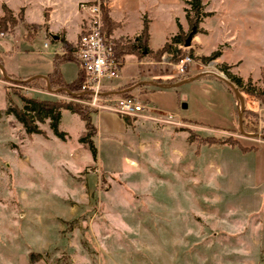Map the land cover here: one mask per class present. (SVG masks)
<instances>
[{
    "label": "rangeland",
    "instance_id": "obj_1",
    "mask_svg": "<svg viewBox=\"0 0 264 264\" xmlns=\"http://www.w3.org/2000/svg\"><path fill=\"white\" fill-rule=\"evenodd\" d=\"M41 1L0 0V16L5 6L17 20L0 33V264H29L30 253L41 258L34 264H264V0H202L213 16L178 48L191 52L183 76L227 81L225 66L262 93L259 101L237 94L236 132L178 126L151 113L128 117L125 127L117 114L93 109L95 159L78 142L83 125L75 115L61 111L59 139L47 121L37 124L43 136H28L7 112L8 99L22 108L20 93L76 101L38 79L22 86L51 70L50 42L44 49L43 31L28 27L38 26ZM173 28L160 24L156 34ZM168 59L157 62L175 78ZM59 68L67 82L75 78L74 63ZM132 68L125 62L123 72ZM245 110L256 111L245 116L248 129ZM228 135L253 149L205 144Z\"/></svg>",
    "mask_w": 264,
    "mask_h": 264
},
{
    "label": "crops",
    "instance_id": "obj_2",
    "mask_svg": "<svg viewBox=\"0 0 264 264\" xmlns=\"http://www.w3.org/2000/svg\"><path fill=\"white\" fill-rule=\"evenodd\" d=\"M90 1L92 0L41 1L43 5L38 7L40 11L38 25L43 24L44 13H46L47 30H42L43 32L38 34V37L45 40L46 43H43L44 49H48L47 43L50 42L49 44L53 50L51 52L52 56H50L51 70L52 57L63 51L62 42L74 46L80 35L83 34L85 20L84 16L78 12L77 6L81 2ZM202 5L203 12L207 14L206 17L213 16L212 10L207 11L205 4L202 3ZM103 8L106 10L107 18L114 25L108 39L117 48L114 53L118 61L117 78L104 79L100 82L105 96L119 97L122 94H128L131 99L135 98V100L141 101L151 110V114L174 119L178 126H194L209 131H230L234 129V102L240 97L236 96L233 91L229 93L226 90L228 85L222 79L202 74L193 77L184 76L182 80L168 84L166 81L172 78L171 70L167 67L168 63L146 59L145 52H154L160 49L165 43L169 42L170 38L176 35L178 29L184 34L181 29V17L176 13H181L183 24L186 26L184 10L187 7L185 0H104ZM143 23L147 26L146 49L136 48L140 57L137 54L123 53L124 46L135 42V39L140 36ZM160 24H174V28L160 36L158 34L161 31L156 29ZM155 38L157 39L156 42H154ZM128 61L134 62V68L126 73L123 72V69L125 62ZM229 67V65L226 66V68ZM51 70L38 73L37 76H28V78L23 79V83L38 79V84L42 83L41 85L48 90L47 76L51 73ZM225 70L228 75L243 81L240 72L235 73L230 69ZM5 72L6 74L9 73ZM59 73L62 80L69 83L61 74L60 68ZM9 76H13V74L10 73ZM60 90L65 91L64 89ZM56 92H58V89ZM261 110L259 109V112ZM231 126L232 128L229 129Z\"/></svg>",
    "mask_w": 264,
    "mask_h": 264
},
{
    "label": "trees",
    "instance_id": "obj_3",
    "mask_svg": "<svg viewBox=\"0 0 264 264\" xmlns=\"http://www.w3.org/2000/svg\"><path fill=\"white\" fill-rule=\"evenodd\" d=\"M185 5L187 8L184 10L185 12V19L187 22V25L189 27V34L193 37L197 32V26L201 23L203 18L207 16L203 12V5L201 0H185ZM102 34L104 37L108 38L110 32L114 28V25L111 23V21L107 18L106 10L102 7ZM21 21H22V15H21ZM44 21H47V15L44 14ZM17 20L13 16V12L8 9L7 7L3 6L2 8V15L0 16V33H5L8 30V27L12 28L16 25ZM29 28L32 27L34 30H43L46 31V26H37L32 25L28 26ZM36 34V33H35ZM34 32L32 38L34 37ZM29 36V35H28ZM187 35H184L180 32L178 29L175 36L170 38L168 43H165L160 49L151 52L147 51L146 59L149 61L157 62L160 60L161 56L166 54L169 56L168 61L172 63H176L179 60H181L183 57L191 56V52H185L178 49V47H184V41L186 39ZM147 26L145 23L142 25V30L140 33V36L135 39V42H131L129 45L124 46V52L123 53H132L137 54L139 56L138 52L136 51V48H140L141 50L146 49V43H147ZM62 48L65 51L66 55H59V56H53L52 57V70L51 73L47 76V82L48 86L51 89H64L68 94L64 93L63 95L67 96L71 99H76V101H86V96H80L76 98L75 95L79 92L80 86L83 83L84 80V74L83 70L78 64L77 60L74 57V52L76 50V44L74 46H71L70 44H67L65 42H62ZM116 49L114 47V52H116ZM218 54H213L208 60L213 59ZM140 57V56H139ZM138 57V58H139ZM207 59L201 58V61H206ZM74 63L77 68V74L74 80H72L69 83H65L61 75L59 73V67L65 63ZM222 70H225V67H223ZM224 75L228 81V83L237 91V93L241 95H253L252 98H256L254 101H259L262 98L261 92H255V88L253 86H250L248 83V87H246L243 84V81H241L239 78L233 77L231 75L226 74L225 71ZM184 78L183 75H178L175 78H171L167 80L166 82L168 84L174 83L176 81L182 80ZM37 81H31L24 83L22 86L25 88H33L36 86ZM43 89L42 87L38 86V90ZM226 90L231 93V89L226 86ZM18 94V93H17ZM255 95V97H254ZM20 101L22 102L23 106L22 108H18L13 105L10 99H8L9 107L7 109L8 114H11L14 116L15 120L24 128L25 133L28 136L31 135H42L43 133L39 130L37 127L38 125L44 124L46 121L48 122V128L51 131V133L59 139H62L63 133L58 131V125L60 120L61 111H67L68 113L75 115L78 120L83 124V134L79 138L78 142L81 144L85 149L88 150L90 153L92 159H95L96 151L91 143V138L95 135V129L91 123L92 115L95 114V111L86 106L82 105L76 101H59V100H50V99H40L35 97L27 96L26 94L20 93L18 95ZM251 97V96H250ZM119 98L122 99H131V96L128 94H122L119 96ZM253 116L256 117V111L255 110H245L242 113V129H248L247 123L244 122L245 116ZM123 123L125 125H128V117H121ZM233 119H234V127L237 126V115L235 108L233 109ZM236 132L237 130L233 129L230 131H226L225 133L232 134L233 132ZM249 132H255L253 131ZM264 134V129H262V132ZM205 144L212 145V143L216 142L219 146L227 145L229 147L237 146L242 152H248L253 149V147H243L241 146L239 139H236L232 137L231 135H228V137H225L220 140H214L208 137V139H205ZM29 264H34L38 261H40V256L38 254L30 253L28 256Z\"/></svg>",
    "mask_w": 264,
    "mask_h": 264
},
{
    "label": "built area",
    "instance_id": "obj_4",
    "mask_svg": "<svg viewBox=\"0 0 264 264\" xmlns=\"http://www.w3.org/2000/svg\"><path fill=\"white\" fill-rule=\"evenodd\" d=\"M103 2L104 0H92L81 2L77 6L78 12L84 16L85 30L76 42L74 57L83 70L84 80L77 95L73 96L76 98L86 96L84 105L98 111L115 113L119 117L151 113V110L139 100L110 99L103 94L100 82L118 76L114 44L104 37L101 31ZM190 65L191 60L186 56L172 64V70L176 75H182ZM236 100L234 105L238 111L240 104L238 98Z\"/></svg>",
    "mask_w": 264,
    "mask_h": 264
},
{
    "label": "water",
    "instance_id": "obj_5",
    "mask_svg": "<svg viewBox=\"0 0 264 264\" xmlns=\"http://www.w3.org/2000/svg\"><path fill=\"white\" fill-rule=\"evenodd\" d=\"M190 39H191V35L189 34L187 37H186V39H185V41H184V48H186V47H188L189 46V41H190ZM31 80H29V81H27V82H30ZM26 82V83H27ZM224 82L228 85V87L234 92V94L237 96V92L235 91V89L229 84V83H227V81H225L224 80ZM251 136V135H250ZM260 138H264L263 136H261Z\"/></svg>",
    "mask_w": 264,
    "mask_h": 264
}]
</instances>
